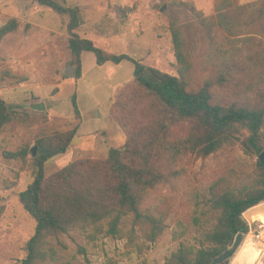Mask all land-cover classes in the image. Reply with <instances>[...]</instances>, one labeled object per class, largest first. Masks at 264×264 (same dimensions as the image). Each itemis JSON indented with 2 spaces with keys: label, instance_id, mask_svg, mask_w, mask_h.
Masks as SVG:
<instances>
[{
  "label": "trees",
  "instance_id": "obj_1",
  "mask_svg": "<svg viewBox=\"0 0 264 264\" xmlns=\"http://www.w3.org/2000/svg\"><path fill=\"white\" fill-rule=\"evenodd\" d=\"M30 1L66 19L76 80L82 77L85 52L94 54L97 66L132 64L134 78L117 89L116 101L110 106L111 118L124 132L126 142L111 148L105 160H81L48 177L47 163L69 152L77 131L37 139L33 181L19 194L20 204L35 222L20 264H52L56 255L53 239L76 230L89 234L92 241L106 236L151 249L168 230L170 214L146 208L148 198L161 187L175 185L185 173L179 167L189 155L206 160L236 143L242 144L247 155L258 157L256 171L237 174L231 169L204 193L195 192L197 210L202 216L207 209L216 212V224L195 238V243H181L163 264H210L233 245L238 234L246 236L250 227L243 215L264 202V167L259 160L264 153V0L254 21L262 39L240 38L251 6L237 0H216L212 17H206L192 2H171L190 21L184 25L176 15L169 21L175 75L148 67L131 55L99 47L79 32L83 24L79 7L59 0ZM127 10L133 12L134 8ZM19 28L17 18L1 26L0 45ZM193 31L200 33L199 44L192 43ZM219 32L224 34V44L218 43ZM76 103L74 98L75 115L80 116ZM19 119L0 98V131ZM182 124L188 126V132L173 136V130ZM244 131L248 136L240 141ZM29 148L11 157L24 160ZM198 222L196 219L195 224ZM184 230L179 237L186 234L187 228ZM141 237L144 242L139 244Z\"/></svg>",
  "mask_w": 264,
  "mask_h": 264
},
{
  "label": "rangeland",
  "instance_id": "obj_2",
  "mask_svg": "<svg viewBox=\"0 0 264 264\" xmlns=\"http://www.w3.org/2000/svg\"><path fill=\"white\" fill-rule=\"evenodd\" d=\"M59 1L81 9L83 24L79 32L99 47L111 53L131 55L148 67L173 75L176 59L169 21L173 15L184 25H189L190 21L188 15L171 2H192L206 17L215 15L217 3L216 0ZM237 2L251 6L240 38L262 39L256 33L255 23L256 9L262 0ZM131 8L134 11L128 12ZM13 18L19 19L20 28L0 45V98L20 119L0 131V264H20L26 254V244L34 234L35 222L20 204L19 194L33 181L32 159L33 150L38 153L37 139L77 131L69 152L47 163L48 177L81 160H105L111 148L122 147L126 142L124 132L111 118L110 106L113 99L116 101L117 89L134 78L132 64L97 66L94 54L85 52L82 77L71 78L73 82L60 88L58 80L68 79L64 70L71 60L66 19L30 0H0V27ZM192 33V43L199 44L196 40L200 33ZM222 34L219 32V44L226 42ZM203 51L206 53L205 46ZM74 98L80 116L75 115ZM41 102L46 107L44 112L29 109L30 104ZM187 132L188 126L182 124L173 130V136H184ZM247 136L244 131L240 141ZM27 146L30 148L26 159L11 157L23 153ZM257 161L256 155L244 152L241 143L227 146L206 160L189 155L179 167L185 173L175 185L161 187L146 202V208L168 210L170 214L166 221L168 230L151 249L129 246L127 239L106 236L92 241L89 234L76 230L53 239L56 255L52 264H163L181 243H195V238L216 224V212L207 209V215L202 216L197 210L195 192L204 193L209 184L228 175L231 169H236L237 174L242 170L254 173ZM196 219H199L198 224H195ZM245 220L250 229L244 243L247 239L254 242L258 250L253 247L249 250L256 252L255 257L262 251L260 262L264 264V202ZM184 227L186 234L179 237ZM143 242L141 237L137 243Z\"/></svg>",
  "mask_w": 264,
  "mask_h": 264
},
{
  "label": "water",
  "instance_id": "obj_3",
  "mask_svg": "<svg viewBox=\"0 0 264 264\" xmlns=\"http://www.w3.org/2000/svg\"><path fill=\"white\" fill-rule=\"evenodd\" d=\"M75 67L74 66H68L66 71H65V75L68 78H74L75 77ZM29 109H31L32 111L35 112H44L46 110L45 104L43 102L41 103H32L29 105ZM33 156H36V149L33 150ZM261 165L264 167V153H262L260 155L259 158ZM257 207V206H256ZM256 207L248 210L243 217L245 219H247V215H249L250 212L253 211V209H255ZM245 241V235L244 234H238L234 240L233 245L228 248L227 250H225L224 252H222L220 255H218L217 257H215L212 262L210 264H223L225 262H230L231 260L234 259L237 251L241 248V246L243 245Z\"/></svg>",
  "mask_w": 264,
  "mask_h": 264
},
{
  "label": "bare ground",
  "instance_id": "obj_4",
  "mask_svg": "<svg viewBox=\"0 0 264 264\" xmlns=\"http://www.w3.org/2000/svg\"><path fill=\"white\" fill-rule=\"evenodd\" d=\"M250 247H253L254 249H256V251L258 250V247L255 246L254 242L251 241L250 239H247L244 245L240 248L241 250L237 253L235 258L231 262V264H252L253 262L254 264H261L262 262H260V258H261L260 256L262 255V251L260 254L257 253L258 255L257 257H255L254 254L256 252L255 253L251 252L249 250Z\"/></svg>",
  "mask_w": 264,
  "mask_h": 264
},
{
  "label": "crops",
  "instance_id": "obj_5",
  "mask_svg": "<svg viewBox=\"0 0 264 264\" xmlns=\"http://www.w3.org/2000/svg\"><path fill=\"white\" fill-rule=\"evenodd\" d=\"M6 38V37H5ZM4 38V39H5ZM96 60V59H95ZM67 69V68H66ZM66 69L64 70V74H65V71H66ZM82 70H83V61H82ZM67 77V76H66ZM68 78V77H67ZM73 80L74 79H71V78H68V79H66V80H62V79H59L58 80V82H60V88L61 87H63V86H65V85H67V84H70L71 82H73ZM61 93H62V90H60V92H59V95H61Z\"/></svg>",
  "mask_w": 264,
  "mask_h": 264
},
{
  "label": "built area",
  "instance_id": "obj_6",
  "mask_svg": "<svg viewBox=\"0 0 264 264\" xmlns=\"http://www.w3.org/2000/svg\"><path fill=\"white\" fill-rule=\"evenodd\" d=\"M260 236H259V234L257 235V238H259Z\"/></svg>",
  "mask_w": 264,
  "mask_h": 264
}]
</instances>
